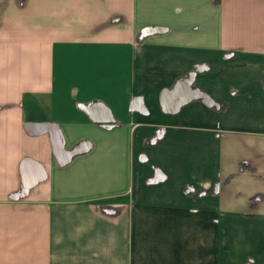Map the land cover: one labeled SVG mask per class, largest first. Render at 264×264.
<instances>
[{
	"label": "crops",
	"instance_id": "1",
	"mask_svg": "<svg viewBox=\"0 0 264 264\" xmlns=\"http://www.w3.org/2000/svg\"><path fill=\"white\" fill-rule=\"evenodd\" d=\"M15 4L49 83L0 92V264H264V0Z\"/></svg>",
	"mask_w": 264,
	"mask_h": 264
},
{
	"label": "rangeland",
	"instance_id": "2",
	"mask_svg": "<svg viewBox=\"0 0 264 264\" xmlns=\"http://www.w3.org/2000/svg\"><path fill=\"white\" fill-rule=\"evenodd\" d=\"M7 2H9V6L6 7ZM16 2L17 0H0V92L8 90L10 87L14 90L47 87L49 83L47 74L43 84L37 82L38 70L44 61L48 60L50 54V45L48 39L46 40L47 34L45 42L42 44L43 48L36 47L38 43L35 38L27 39L26 42V36L36 35L35 17L26 15L21 11L20 4L14 5ZM29 10L30 7L27 6L28 14ZM236 24L240 25V22H236ZM14 26H16V30L18 29L17 33L21 35L22 42H18L19 35H14ZM39 51L43 52L42 56H39ZM41 59L42 63H40ZM45 64L46 71H48V61ZM25 151L21 148L19 153ZM239 206L241 207L243 204H239Z\"/></svg>",
	"mask_w": 264,
	"mask_h": 264
},
{
	"label": "water",
	"instance_id": "3",
	"mask_svg": "<svg viewBox=\"0 0 264 264\" xmlns=\"http://www.w3.org/2000/svg\"><path fill=\"white\" fill-rule=\"evenodd\" d=\"M90 114L92 115V118L96 122H101L103 124H110L114 125L113 123V117L110 113V111L107 108H98L95 109L92 107ZM24 129L26 133L30 136H38L45 133H49L51 137V144L53 149V154L55 158L58 160L60 165H66L68 164L72 158L76 155V151H69L65 148V141L64 137L62 135V131L60 128L51 123H25ZM32 161V160H31ZM30 162V159H25L22 162L21 170H22V186L24 188V192L27 191L29 188L35 185L34 182H31L27 173L26 165ZM29 169V167H28ZM43 178H40V180L44 179L46 176L43 175ZM31 182V183H30Z\"/></svg>",
	"mask_w": 264,
	"mask_h": 264
}]
</instances>
